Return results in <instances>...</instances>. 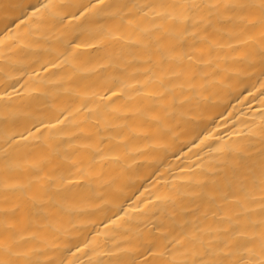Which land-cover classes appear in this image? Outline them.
Masks as SVG:
<instances>
[{"label": "bare ground", "instance_id": "obj_1", "mask_svg": "<svg viewBox=\"0 0 264 264\" xmlns=\"http://www.w3.org/2000/svg\"><path fill=\"white\" fill-rule=\"evenodd\" d=\"M0 264H264V0H0Z\"/></svg>", "mask_w": 264, "mask_h": 264}]
</instances>
